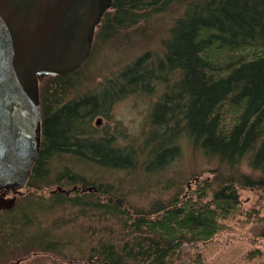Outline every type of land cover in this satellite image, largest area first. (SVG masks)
<instances>
[{"label":"trees","instance_id":"1","mask_svg":"<svg viewBox=\"0 0 264 264\" xmlns=\"http://www.w3.org/2000/svg\"><path fill=\"white\" fill-rule=\"evenodd\" d=\"M170 1L111 0L92 41L110 39ZM181 2L185 8L162 41L161 53L138 56L92 91L72 95L84 63L64 75L38 77L41 118L29 185L35 191L49 189L43 184L50 182V162L62 156L105 171L132 173L138 168L154 174L179 158L181 141L229 168L245 160L251 172L224 177L214 169L192 176L182 192L144 211L132 210L113 185L89 184L64 168L52 182L60 190L55 188L46 199L42 193L33 198L52 207L95 210L119 226L117 236L89 247L87 263L178 264L184 245H204L231 230L230 222L241 211V190L261 200L247 216L258 217L261 228L254 235L264 237V0ZM158 83L164 89L149 110L141 137L130 139L116 128L94 125L97 117L110 118L115 103L150 95ZM33 237L30 245L39 252L50 253L59 245L44 235Z\"/></svg>","mask_w":264,"mask_h":264},{"label":"rangeland","instance_id":"2","mask_svg":"<svg viewBox=\"0 0 264 264\" xmlns=\"http://www.w3.org/2000/svg\"><path fill=\"white\" fill-rule=\"evenodd\" d=\"M181 1H170L160 10L150 13L145 20L120 31L108 40L98 42L94 39L90 56L75 76L78 84L72 95L92 91L99 81L115 75L146 52L161 53L162 41L169 38L170 28L185 8ZM163 89V85L158 83L150 95L130 96L115 103L110 118L100 121L96 127L108 126L111 131L116 128L118 132L126 133L130 139L141 137L147 129L149 110ZM180 146L179 158L165 170L150 175L138 168L132 173L105 171L97 166L80 164L71 156L54 158L49 165L50 182L43 184L50 185V188L31 192V199L41 193L46 199L52 196L55 188L56 191L60 190L52 182L64 168L82 175L89 184L113 185L115 193L122 195L132 210L144 211L151 209L155 203L166 201L182 192L188 181L192 184V176L209 175V171L214 169H218L224 177H237L251 172L245 160L238 166L229 168L214 159L203 157L185 141H181ZM240 198L241 211L230 222L231 230L204 245H184L178 264L191 263L194 259H199L200 264H264V237L254 235L261 224L256 222L258 217L247 216L252 208L256 209L261 204V200L248 190H241ZM33 200L36 199L30 201ZM28 210V226L20 225L19 228L18 225L11 224L10 228V224H6L3 228H8L14 234L6 236L5 240L0 238V264H90L87 263L89 247L96 245L100 239L117 236L119 231L114 218L101 216L95 210L81 211L78 207L69 205L52 207L40 199L32 203ZM41 235L52 239V243L59 242V245L52 247L50 253L39 252L40 249L30 245L29 240L31 236L38 238ZM24 253L28 256L18 259Z\"/></svg>","mask_w":264,"mask_h":264},{"label":"water","instance_id":"3","mask_svg":"<svg viewBox=\"0 0 264 264\" xmlns=\"http://www.w3.org/2000/svg\"><path fill=\"white\" fill-rule=\"evenodd\" d=\"M111 0H0V184L22 188L38 154V77L88 58Z\"/></svg>","mask_w":264,"mask_h":264},{"label":"flooded vegetation","instance_id":"4","mask_svg":"<svg viewBox=\"0 0 264 264\" xmlns=\"http://www.w3.org/2000/svg\"><path fill=\"white\" fill-rule=\"evenodd\" d=\"M100 121L104 122V118L97 117L93 122L96 126L98 123H101ZM32 168L33 165L22 188H16L15 183L0 184V237L2 236V240L7 238V233L10 231H8V228L3 229L6 224H10L9 227L11 228V224H14L15 221L19 223H17V225H20L30 220L28 204L26 203L32 200L31 192L35 191L30 187L28 181ZM50 192H52V190ZM32 253L34 254L35 252ZM27 256L28 254L18 259L22 260Z\"/></svg>","mask_w":264,"mask_h":264}]
</instances>
